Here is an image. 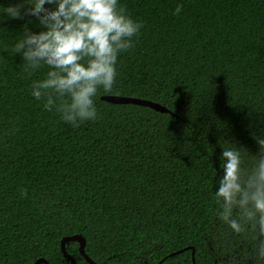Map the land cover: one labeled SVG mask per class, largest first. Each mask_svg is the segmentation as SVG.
Here are the masks:
<instances>
[{"label": "trees", "instance_id": "16d2710c", "mask_svg": "<svg viewBox=\"0 0 264 264\" xmlns=\"http://www.w3.org/2000/svg\"><path fill=\"white\" fill-rule=\"evenodd\" d=\"M119 3L141 28L113 88L98 90L97 118L79 126L31 96L49 66L26 71L11 51L38 19L0 14V264H69L61 240L75 234L98 264H193L191 250L170 256L190 246L196 264H261L252 233L218 218L214 193L219 141L247 170L264 136V0ZM67 251L89 264L76 242Z\"/></svg>", "mask_w": 264, "mask_h": 264}, {"label": "clouds", "instance_id": "9594fccd", "mask_svg": "<svg viewBox=\"0 0 264 264\" xmlns=\"http://www.w3.org/2000/svg\"><path fill=\"white\" fill-rule=\"evenodd\" d=\"M22 9L41 30L25 27L11 51L23 58L26 71L49 66L45 78L32 81L31 96L43 98L46 108L55 107L73 126L96 119L98 90L113 88L118 55L133 46L141 23L119 0H23L0 14L18 18ZM222 141L217 216L236 234L252 233V259L264 264V136L256 135L258 155L247 170L239 147Z\"/></svg>", "mask_w": 264, "mask_h": 264}, {"label": "water", "instance_id": "95a60500", "mask_svg": "<svg viewBox=\"0 0 264 264\" xmlns=\"http://www.w3.org/2000/svg\"><path fill=\"white\" fill-rule=\"evenodd\" d=\"M101 100L108 102V103H111V104H118V105L133 104V105H137V106L148 107V108H151L152 110H155V111L160 112V113H172V111L170 109H168L167 107H165L164 105L157 103V102H154V101H151V100L142 99V98L118 96V95H103L101 97ZM72 242L78 243L80 254L84 257V259L89 264H98L87 254V252H86L87 240L82 234L65 236L61 240V250H62L64 258L67 260V262L69 264H78L76 258L73 257L67 251V246ZM188 249L192 250V262H193V264H196L195 248L192 246L187 247V248L180 250L178 252H175L172 255H176V254L184 252ZM34 264H50V263L46 258L41 257V258L37 259L34 262Z\"/></svg>", "mask_w": 264, "mask_h": 264}, {"label": "flooded vegetation", "instance_id": "af4514ba", "mask_svg": "<svg viewBox=\"0 0 264 264\" xmlns=\"http://www.w3.org/2000/svg\"><path fill=\"white\" fill-rule=\"evenodd\" d=\"M78 244V243H77ZM78 249H79V245H78ZM188 250H191V249H188ZM187 251V250H186ZM192 251V250H191ZM170 256H175V255H170ZM166 259V257L165 258H163L162 260H160V262H162L163 260H165ZM160 262L159 263H157V264H160ZM173 264V263H172Z\"/></svg>", "mask_w": 264, "mask_h": 264}]
</instances>
